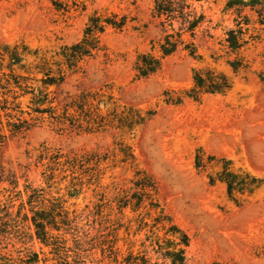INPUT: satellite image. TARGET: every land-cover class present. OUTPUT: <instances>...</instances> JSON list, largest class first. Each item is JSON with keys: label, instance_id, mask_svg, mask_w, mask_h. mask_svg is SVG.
Wrapping results in <instances>:
<instances>
[{"label": "rangeland", "instance_id": "obj_1", "mask_svg": "<svg viewBox=\"0 0 264 264\" xmlns=\"http://www.w3.org/2000/svg\"><path fill=\"white\" fill-rule=\"evenodd\" d=\"M230 2L194 3L205 16L194 39L199 58L180 48L159 72L139 79V55L159 56L166 35L154 17L153 0H0V47L25 43L48 57L81 41L93 15L125 18L122 31L106 29L103 50L82 62L63 90L72 95L103 90L118 112L135 110L121 114V129L59 132L45 123L6 141L0 163L17 188L8 182L0 186L10 189L0 201L11 207L0 209V264H25L29 251L38 254L39 264H122L130 252L155 261V243L164 238L168 220L189 235L190 264H264V184L251 195L237 193L234 201L224 183L209 181L218 177L223 160L237 172L264 179V6ZM230 37L240 40V48L230 47ZM185 38L192 40L189 34ZM206 68L225 73L233 89L195 102L185 92L193 86L194 70ZM169 97L183 100L172 104ZM136 112L151 115L130 130ZM42 146L53 150L47 159L41 158ZM57 152L63 162L67 157L83 162L74 169L60 167L50 180ZM130 152L134 160L127 161ZM146 177L156 188L149 195L137 187ZM34 189L64 197L71 216H79L81 244L66 234L69 251L61 259L25 218L31 217Z\"/></svg>", "mask_w": 264, "mask_h": 264}, {"label": "trees", "instance_id": "obj_2", "mask_svg": "<svg viewBox=\"0 0 264 264\" xmlns=\"http://www.w3.org/2000/svg\"><path fill=\"white\" fill-rule=\"evenodd\" d=\"M203 0H153L154 17L160 20L166 35L160 43L157 56L152 52L140 54L137 59L136 72L139 79H148L161 70L163 61L175 54L180 48L188 51L189 55L199 58L194 44L197 30L203 25L205 16L199 14L194 3ZM230 5L237 1L245 7L255 9L264 6V0H231ZM232 8V7H230ZM175 24L179 25L178 30ZM126 26V19L117 21L116 16L102 17L93 15L86 26L84 37L81 41L63 49L61 54L48 57L39 49H31L25 43L14 46L5 44L0 47V149L9 138L26 134L43 124H48L59 132L99 133L109 128H122L124 125L119 121L124 111H135L128 108L123 113L118 112L113 96L108 92L81 91L72 95L63 90L67 81L79 74L82 62L92 58L96 53L103 50L100 38L108 27L122 31ZM171 28V32L168 31ZM189 34L191 41L185 38ZM237 38L230 37L228 40L232 49L240 48ZM58 57V58H57ZM233 89L232 80L223 72L213 68L195 69L193 72V86L185 92V96L195 102H200L205 95H227ZM183 98H167V102L180 104ZM137 119L132 120L129 129L141 126L151 115L142 116L136 112ZM122 117V116H121ZM5 119V121H4ZM53 152L51 148L42 146L41 158L47 159ZM53 166L50 180L60 167L81 166L83 160L78 157H67L63 162V156L59 152L51 158ZM134 160L130 152L125 160ZM199 158L197 166L200 167ZM218 177L209 176L211 185L217 181L224 183L231 200L236 199V194L251 195L264 184V179L254 177L248 173L237 172L232 169L230 161L223 160ZM49 176V175H48ZM150 177L139 178L137 187L139 192L149 195L155 190V185L147 181ZM15 186L3 165L0 163V186L4 183ZM4 192L10 189H3ZM0 190V194L3 192ZM145 198L139 199L133 209L140 207ZM30 215L25 214L30 221L35 236L47 247L51 253L61 259L68 255L66 234H74L76 245H80L79 216H71L67 201L64 197H54L44 189H34L29 196ZM128 205V204H127ZM4 206V207H3ZM153 204V207H156ZM11 207L1 204L0 209ZM76 211L74 212V214ZM169 225L163 224L165 231L162 241L158 239L157 248H154L157 260L147 255H130L122 264H190L187 257V249L190 247L189 235L171 220ZM161 223V222H159ZM1 232H4L0 228ZM57 232V234H54ZM76 232V233H75ZM25 264H39L37 253L29 251Z\"/></svg>", "mask_w": 264, "mask_h": 264}]
</instances>
